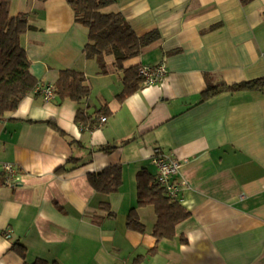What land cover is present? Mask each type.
Returning <instances> with one entry per match:
<instances>
[{"label": "crops", "instance_id": "1", "mask_svg": "<svg viewBox=\"0 0 264 264\" xmlns=\"http://www.w3.org/2000/svg\"><path fill=\"white\" fill-rule=\"evenodd\" d=\"M104 12L120 13L138 36L158 33L126 67L166 70L122 102V73L112 56L105 74L83 57L87 32L66 0L9 3L31 26L21 45L38 83L75 69L90 92L78 103L31 93L0 120V165L16 171L11 181L0 175V264H264V92L200 102L210 85L264 77V0H113ZM78 109L98 125L77 123ZM156 149L181 162L177 201L189 213L159 241L136 184L139 171L155 176ZM114 165L118 192L97 193L88 175ZM134 208L141 229L128 224Z\"/></svg>", "mask_w": 264, "mask_h": 264}, {"label": "trees", "instance_id": "2", "mask_svg": "<svg viewBox=\"0 0 264 264\" xmlns=\"http://www.w3.org/2000/svg\"><path fill=\"white\" fill-rule=\"evenodd\" d=\"M11 0H0V120L14 112L19 103L33 93L39 84L30 72V62L21 45L22 36L30 30L26 14L9 15ZM74 14L76 24L84 27L87 32V43L83 49L85 59H94L99 67V74H105V57L112 56L115 70L122 73V91L117 95L119 102L124 101L143 86L139 75L141 65L126 67V63L137 59L142 50L158 39V33L149 32L138 36L120 13H106L104 9L113 0H66ZM55 97L59 101L69 99L80 102L89 95L90 88L85 75L75 69H64L58 73L53 84ZM260 90L264 92V77L227 86L225 84L210 85L200 94L203 102L222 92ZM78 109L75 117L77 123H90L97 126L94 120ZM55 127V126H54ZM56 130L59 131L57 127ZM113 148V147H112ZM108 150V149H106ZM88 181L93 189L100 194L118 192L122 185L121 167L109 166L100 172L90 173ZM137 206H152L156 215V223L152 235L157 241L171 239L175 236V226L186 219L189 213L175 199L166 195L159 185L156 176L146 170L136 175ZM101 208L109 211L107 204ZM135 208L128 215V224L141 229V224L133 216ZM109 215H112L109 213ZM11 249L23 257L25 249L13 244ZM31 264H47L37 259Z\"/></svg>", "mask_w": 264, "mask_h": 264}, {"label": "built area", "instance_id": "3", "mask_svg": "<svg viewBox=\"0 0 264 264\" xmlns=\"http://www.w3.org/2000/svg\"><path fill=\"white\" fill-rule=\"evenodd\" d=\"M139 75L143 79V86L148 87L162 81L166 75V70L163 64L156 66H141ZM33 93L42 97L45 102H50L55 99V88L51 84L37 85ZM105 122V118H101L100 123ZM151 162L156 169V179L159 185L165 190L166 195L177 200L180 188L184 182L179 179L182 168L181 162L160 153L157 149L151 157ZM4 174L6 181H11L16 175V171L10 164L0 165V175ZM6 239L11 238L10 231L5 234Z\"/></svg>", "mask_w": 264, "mask_h": 264}]
</instances>
